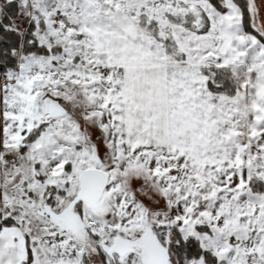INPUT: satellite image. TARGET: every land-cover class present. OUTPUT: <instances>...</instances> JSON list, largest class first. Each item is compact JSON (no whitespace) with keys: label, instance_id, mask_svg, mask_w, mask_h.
<instances>
[{"label":"snow or ice","instance_id":"obj_1","mask_svg":"<svg viewBox=\"0 0 264 264\" xmlns=\"http://www.w3.org/2000/svg\"><path fill=\"white\" fill-rule=\"evenodd\" d=\"M0 264H264V0H0Z\"/></svg>","mask_w":264,"mask_h":264}]
</instances>
